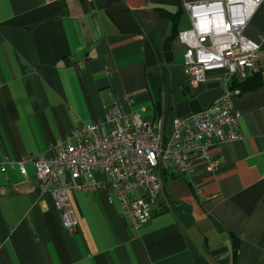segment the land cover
I'll use <instances>...</instances> for the list:
<instances>
[{"label": "crops", "instance_id": "obj_1", "mask_svg": "<svg viewBox=\"0 0 264 264\" xmlns=\"http://www.w3.org/2000/svg\"><path fill=\"white\" fill-rule=\"evenodd\" d=\"M203 1L0 0V264H264V71L230 100L240 139L211 141L219 168L196 161L166 178L161 211L139 229L124 224L107 190L76 191L70 235L33 169L22 177L7 165L53 155L57 140L104 122L115 101L168 129L179 102L220 89L215 75L186 81L184 48L159 13H179L180 32L190 28L183 4ZM256 7L242 35L264 60V0Z\"/></svg>", "mask_w": 264, "mask_h": 264}, {"label": "built area", "instance_id": "obj_2", "mask_svg": "<svg viewBox=\"0 0 264 264\" xmlns=\"http://www.w3.org/2000/svg\"><path fill=\"white\" fill-rule=\"evenodd\" d=\"M262 0H210L185 3L183 12L190 28L177 40L184 48L182 72L192 87L215 75L222 95L206 108L174 117L168 129L162 119L145 121L139 113L126 115L120 102L106 111L105 121L85 125L54 143L51 156H26L7 165L27 176L33 169L41 195L50 194L63 228L73 235L78 216L71 203L74 192L107 190L120 205V217L130 229H139L160 212L164 177L185 176L196 161H205L211 171L219 168L209 153L214 139L219 143L240 139L238 114L230 100L233 79L245 81L264 71L260 45L246 39L243 29ZM1 172L6 171L5 165ZM143 191L142 196L135 194Z\"/></svg>", "mask_w": 264, "mask_h": 264}, {"label": "water", "instance_id": "obj_3", "mask_svg": "<svg viewBox=\"0 0 264 264\" xmlns=\"http://www.w3.org/2000/svg\"><path fill=\"white\" fill-rule=\"evenodd\" d=\"M173 37L169 36L165 39L163 44L164 58L166 62H170L172 59L171 43ZM222 95V89L210 90L198 94L194 99L188 100L183 99L175 107V117H183L190 113L199 111L200 109L206 108L212 101Z\"/></svg>", "mask_w": 264, "mask_h": 264}, {"label": "trees", "instance_id": "obj_4", "mask_svg": "<svg viewBox=\"0 0 264 264\" xmlns=\"http://www.w3.org/2000/svg\"><path fill=\"white\" fill-rule=\"evenodd\" d=\"M160 17L161 18H164L166 20H169L171 21L170 23H172V34L174 37L177 38V34H178V31H177V23H178V20H179V13L176 14V15H171L169 13H166L164 11H160ZM260 75V74H257L249 79H246L245 81H241V80H238V79H233L230 84V89L233 91V90H238L239 94H241L242 92H245V91H250V90H253L254 88L258 87V83L255 84L254 83V79H256V77ZM185 93L187 92V89H184ZM196 97V94L194 93L192 95V98ZM167 177H164V180L166 179Z\"/></svg>", "mask_w": 264, "mask_h": 264}, {"label": "rangeland", "instance_id": "obj_5", "mask_svg": "<svg viewBox=\"0 0 264 264\" xmlns=\"http://www.w3.org/2000/svg\"><path fill=\"white\" fill-rule=\"evenodd\" d=\"M182 28L181 29H185L188 27V20H187V17L186 15L183 16V23H182ZM186 81L188 82L189 81V78L188 77H185Z\"/></svg>", "mask_w": 264, "mask_h": 264}, {"label": "bare ground", "instance_id": "obj_6", "mask_svg": "<svg viewBox=\"0 0 264 264\" xmlns=\"http://www.w3.org/2000/svg\"><path fill=\"white\" fill-rule=\"evenodd\" d=\"M255 1H257V0H255Z\"/></svg>", "mask_w": 264, "mask_h": 264}]
</instances>
